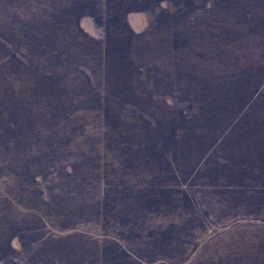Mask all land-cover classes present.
<instances>
[{"label": "rangeland", "instance_id": "obj_1", "mask_svg": "<svg viewBox=\"0 0 264 264\" xmlns=\"http://www.w3.org/2000/svg\"><path fill=\"white\" fill-rule=\"evenodd\" d=\"M79 93L118 134L76 107L89 137L25 185L11 123ZM0 264H264V0H0Z\"/></svg>", "mask_w": 264, "mask_h": 264}, {"label": "trees", "instance_id": "obj_2", "mask_svg": "<svg viewBox=\"0 0 264 264\" xmlns=\"http://www.w3.org/2000/svg\"><path fill=\"white\" fill-rule=\"evenodd\" d=\"M90 40V38H89ZM85 56L88 55H81L80 60L77 59L76 61H73L74 63V67L73 70L75 71V77L77 78V80L83 79L82 77H84V79H86L87 81H92L95 80L96 78V74L93 71V69H89V67H86L83 65V63L81 62V59L84 58ZM87 69V71L85 70ZM72 70V72H74ZM47 81L48 84H52V82L56 81L55 78V73L53 75V77H51V75H47ZM82 76V77H81ZM59 79V78H58ZM94 94V93H93ZM97 94L93 95V99H88L87 101H85L87 98H85V95L79 93V94H75L73 97L71 98H65L66 104L64 105L62 108L65 110L64 112L59 111V109H55L53 103L54 102H62L60 99V96H56L54 95V97H51V99H53V103L52 101L49 100V98H46L44 96H42L41 94H37L35 96V99L33 100L34 103L31 105V107H40L43 103H45V106H41L46 107L47 109L49 108L50 110V114L53 115L54 113L56 114L57 112L59 114H61L64 119L63 120H59V119H54L51 115L50 119H44V118H40V125L34 123L33 121H26L25 125H27V129H26V133L25 130L22 131V126L18 125V123L16 122H12L11 124H13V126L11 127L12 131L8 130V127H6L7 131H9L10 133L13 134V136L10 138V142L13 143V146H19L20 143L22 144V148L28 147V144H26L27 138H25V136H32L33 138V143L31 144H37L41 148H44V154H43V161L42 163H38L35 162L36 159L31 162V163H26V164H22V170L18 173L19 179L24 181L25 185H28L29 187L35 185L37 183V178L38 176H44V173L48 170V166L51 163V159L56 158L57 156H55L57 153L59 156H61L62 154H67V153H71L73 151H77L81 145L84 142V139L88 136V134L86 135V133L81 130L82 127H80V125L82 126L85 125L83 123L82 119H78L77 118V108H80L83 104L88 103L89 101H94V103H97L96 107L93 108H87L85 107H81L80 111L83 112V114L86 117H93V119H96L98 121V123H100V125H104V127L108 126V131L112 133H116V129H111L110 124H113L111 121L112 119L109 118H113L112 114L113 111H117L120 113V110L122 109V104L117 106L114 110L111 111V109H109L108 111L105 108V106L101 103H99V100L97 99ZM89 98V97H88ZM104 102L108 101L110 102L106 97L102 98ZM43 103H41V105H39V102L44 101ZM49 101V103H48ZM96 101V102H95ZM30 103V102H29ZM77 107V108H76ZM103 107V108H102ZM69 109V110H68ZM124 109V108H123ZM123 109L121 110V112L123 111ZM67 111V113H65ZM134 115V114H133ZM136 115V114H135ZM88 121V120H87ZM74 122V123H73ZM74 125L73 128H70L69 126ZM16 125V126H15ZM79 125V126H78ZM90 123L88 121L87 126H89ZM4 128V127H3ZM50 130V133H49ZM118 134V133H116ZM136 134V133H134ZM57 135V137H56ZM85 136L84 138H82V136ZM108 140L112 139V137H109L108 134H106ZM119 141L120 143L125 144L126 143V136H122L124 135V132H120L119 133ZM89 137V136H88ZM105 137V136H104ZM83 139V140H82ZM111 141V140H110ZM10 144V143H9ZM20 148V147H19ZM18 149V148H16ZM52 151H56L57 153L55 155H53ZM52 156V158H50V155ZM67 156V155H66ZM38 157V156H37ZM54 159V160H56ZM53 160V161H54Z\"/></svg>", "mask_w": 264, "mask_h": 264}]
</instances>
